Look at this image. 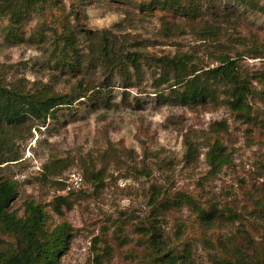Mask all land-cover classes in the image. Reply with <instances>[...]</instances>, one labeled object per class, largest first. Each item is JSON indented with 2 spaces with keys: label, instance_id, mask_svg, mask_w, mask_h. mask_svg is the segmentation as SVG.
<instances>
[{
  "label": "rangeland",
  "instance_id": "obj_1",
  "mask_svg": "<svg viewBox=\"0 0 264 264\" xmlns=\"http://www.w3.org/2000/svg\"><path fill=\"white\" fill-rule=\"evenodd\" d=\"M143 1L46 0L38 7L18 0L4 11L18 13L17 24L0 11V84L75 97L72 106L57 107L44 121L26 120L6 135L15 160L0 165V177L18 185L11 209L21 215L33 201L49 233L70 227L54 264H146L153 226L167 244L190 247L192 264H215L235 250L249 255L248 264H264V0H193L197 19L222 22L217 41L198 37L187 16L140 11ZM62 24L82 40L88 32H106L141 54L140 80L125 88L119 77L111 84L103 79L100 67L65 68L53 39ZM181 54L203 70L219 56L234 59L250 89L249 119L220 103L182 106L158 98L170 88L152 87L162 74L154 60ZM78 80L97 87L77 98ZM98 90L106 93L105 105L96 100ZM215 140L228 162L210 175L207 153ZM69 170L98 180L65 193L59 182ZM182 194L238 218L223 214L205 228L186 204L159 209Z\"/></svg>",
  "mask_w": 264,
  "mask_h": 264
},
{
  "label": "trees",
  "instance_id": "obj_2",
  "mask_svg": "<svg viewBox=\"0 0 264 264\" xmlns=\"http://www.w3.org/2000/svg\"><path fill=\"white\" fill-rule=\"evenodd\" d=\"M23 1V0H22ZM28 4L41 7L46 0H24ZM18 0H0V11L3 15H10L9 20L13 24L19 22L20 16L9 7ZM193 0H144L138 4L140 11H164L168 14L189 17L187 25L201 39L209 38L217 41L223 36L217 19L199 20L195 7L190 6ZM7 6V7H5ZM168 15H163L167 18ZM223 19V17H222ZM169 26V22H164ZM172 25V24H171ZM170 25V26H171ZM59 35L53 36L55 48L59 49L60 61L66 64L65 68L83 67L91 65L100 67L103 79L114 80L119 77L123 87L133 86L132 79L140 80L141 54L127 51L123 46H118L106 37V32L97 31L85 34L84 40L75 28L62 24ZM167 29H170L167 27ZM81 31V30H79ZM84 51V53L82 52ZM83 53V54H82ZM59 63V61H57ZM217 65L209 69H198L193 59L187 54L175 55L173 57H161L154 60L155 65L162 68L161 76L152 85L154 89L162 86L170 88L168 94L159 93L158 98L164 102L171 101L182 106L202 103H220L226 106L230 112L237 117L249 119L248 96L250 89L248 82L240 75L238 66L234 59L227 54L216 59ZM58 67V64H56ZM78 80L77 87L80 88L77 98L93 93L97 86L86 84ZM222 88V92L219 89ZM97 101L103 105L106 93L98 90ZM224 97L218 100V95ZM74 96L23 91L21 88L0 84V165L15 160L9 157V132L16 130L24 121L29 119L45 120L59 106H72ZM207 164L210 175H215L221 167L228 162L227 156L222 154L220 143L215 142L207 153ZM51 166H49L50 169ZM63 168V167H62ZM264 168V167H263ZM45 169V167H44ZM54 170L59 171V166ZM98 180L97 175L84 174V181ZM59 184L64 187L62 182ZM84 184V182H83ZM82 184V186H83ZM81 186V187H82ZM17 183L14 180L0 177V236L6 241L0 242V264H54L57 254L66 246V238L70 227L62 226L48 232L44 225V214L40 205L33 201H26L23 212L18 215L11 209V205L17 196ZM80 187V188H81ZM59 201L65 198L59 196ZM156 203V200L153 202ZM175 203H183L191 207L195 212L199 223L210 228L223 214L226 217L237 219L238 216L232 211L221 213L215 206L205 208L200 199L187 194H182L164 203H159V209L169 210ZM157 209L158 211H160ZM149 241L146 242L148 262L146 264H192L190 260V247L180 244H167L162 236L160 228L153 226ZM228 257L219 258L215 264H248L249 255L235 250V255L225 252Z\"/></svg>",
  "mask_w": 264,
  "mask_h": 264
},
{
  "label": "built area",
  "instance_id": "obj_3",
  "mask_svg": "<svg viewBox=\"0 0 264 264\" xmlns=\"http://www.w3.org/2000/svg\"><path fill=\"white\" fill-rule=\"evenodd\" d=\"M84 180L83 177L75 170H69L64 177V180H62V183L64 184V192H73L80 189L82 186Z\"/></svg>",
  "mask_w": 264,
  "mask_h": 264
}]
</instances>
